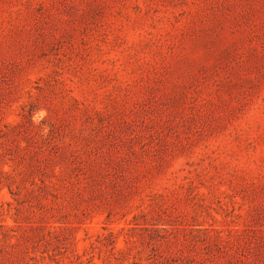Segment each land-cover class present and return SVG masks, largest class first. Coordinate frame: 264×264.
<instances>
[{
  "label": "rangeland",
  "instance_id": "374dc122",
  "mask_svg": "<svg viewBox=\"0 0 264 264\" xmlns=\"http://www.w3.org/2000/svg\"><path fill=\"white\" fill-rule=\"evenodd\" d=\"M0 264H264V0H0Z\"/></svg>",
  "mask_w": 264,
  "mask_h": 264
}]
</instances>
